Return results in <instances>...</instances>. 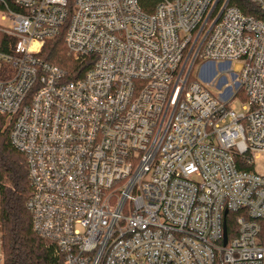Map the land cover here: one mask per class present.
I'll return each mask as SVG.
<instances>
[{"label":"built area","instance_id":"built-area-1","mask_svg":"<svg viewBox=\"0 0 264 264\" xmlns=\"http://www.w3.org/2000/svg\"><path fill=\"white\" fill-rule=\"evenodd\" d=\"M0 14V113L60 264H264V19L230 0H0ZM63 29L72 69L40 56Z\"/></svg>","mask_w":264,"mask_h":264},{"label":"trees","instance_id":"trees-1","mask_svg":"<svg viewBox=\"0 0 264 264\" xmlns=\"http://www.w3.org/2000/svg\"><path fill=\"white\" fill-rule=\"evenodd\" d=\"M157 0H142L144 9L152 11ZM247 14L264 19V12L251 0H230ZM65 29L48 39L40 56L67 69L75 65L64 41ZM0 31V41L5 39ZM3 46V45H1ZM0 46V47H1ZM195 77L190 76L189 81ZM11 121L0 113V200L1 228L5 264H60L46 239L32 228V216L26 201L31 192L26 157L10 143ZM259 243L264 245V219L260 220Z\"/></svg>","mask_w":264,"mask_h":264},{"label":"rangeland","instance_id":"rangeland-1","mask_svg":"<svg viewBox=\"0 0 264 264\" xmlns=\"http://www.w3.org/2000/svg\"><path fill=\"white\" fill-rule=\"evenodd\" d=\"M1 16V14H0ZM0 24L1 25H9L10 24V21L9 20H2L0 18ZM204 61H198L194 67H193V71H192V76L193 77H197L199 78V69H200V66L201 64L203 63ZM236 63L237 61H234L233 64H232V68L234 69L235 66H236ZM223 73H225V75L227 76L229 82L231 83L233 78H232V75L229 73V72H221L219 70V73L216 75V77H220ZM205 84H207L208 88L214 92L215 94H219L221 89H219L218 87H216L215 85L212 84V82H204ZM243 101L244 99L240 96H237L235 99H234V104H235V108L237 111H242V104H243ZM256 162V167L259 171H264V157L262 158H258L255 160Z\"/></svg>","mask_w":264,"mask_h":264}]
</instances>
